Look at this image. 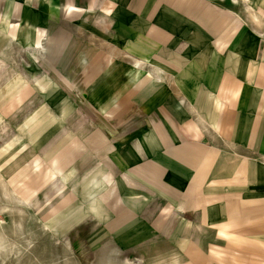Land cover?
I'll list each match as a JSON object with an SVG mask.
<instances>
[{
	"label": "crops",
	"instance_id": "obj_1",
	"mask_svg": "<svg viewBox=\"0 0 264 264\" xmlns=\"http://www.w3.org/2000/svg\"><path fill=\"white\" fill-rule=\"evenodd\" d=\"M2 62L11 193L47 227L81 206L89 264H264V14L0 0Z\"/></svg>",
	"mask_w": 264,
	"mask_h": 264
},
{
	"label": "rangeland",
	"instance_id": "obj_2",
	"mask_svg": "<svg viewBox=\"0 0 264 264\" xmlns=\"http://www.w3.org/2000/svg\"><path fill=\"white\" fill-rule=\"evenodd\" d=\"M217 1L234 10L244 21H247L251 11L257 10L264 14V2L256 3L260 6L256 4L246 6L244 0ZM1 65H3L0 67L1 76L4 81L7 78L5 64L2 62ZM27 145L24 144L16 150L10 139L7 143L0 142V238L9 245L8 250L0 251V264H59L64 259H70L63 256L64 243L68 245L72 256V260H69L71 264H76L73 254L78 264H89L91 257L85 246L88 241L100 235V229L96 222L82 218L81 206H77L52 226L47 227L12 195L11 185L30 168L10 166L19 157L27 156L29 151ZM34 203L29 206L37 207ZM60 241L62 243H59Z\"/></svg>",
	"mask_w": 264,
	"mask_h": 264
},
{
	"label": "bare ground",
	"instance_id": "obj_3",
	"mask_svg": "<svg viewBox=\"0 0 264 264\" xmlns=\"http://www.w3.org/2000/svg\"><path fill=\"white\" fill-rule=\"evenodd\" d=\"M7 12V11H6ZM2 14V13H1ZM13 14V13H12ZM12 19V18H11ZM30 29V28H29ZM35 31H36V29H35ZM29 33V32H28ZM30 36V35H29ZM44 36H46V35H44ZM13 39V38H12ZM35 45V44H34ZM1 66H3V65H1ZM5 190V189H4ZM6 196H8V194H6ZM8 198V197H7ZM4 238V237H3ZM9 248V245L7 244V242L4 240V239H2V238H0V251H3V252H5L6 250H8V248ZM59 264H71L70 263V261L69 260H62V262L61 263H59Z\"/></svg>",
	"mask_w": 264,
	"mask_h": 264
}]
</instances>
